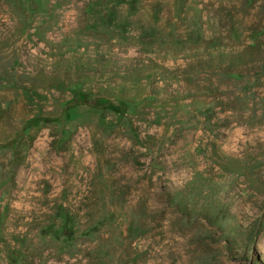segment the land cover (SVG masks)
Returning a JSON list of instances; mask_svg holds the SVG:
<instances>
[{
	"label": "rangeland",
	"instance_id": "374dc122",
	"mask_svg": "<svg viewBox=\"0 0 264 264\" xmlns=\"http://www.w3.org/2000/svg\"><path fill=\"white\" fill-rule=\"evenodd\" d=\"M0 264H264V0H0Z\"/></svg>",
	"mask_w": 264,
	"mask_h": 264
},
{
	"label": "trees",
	"instance_id": "16d2710c",
	"mask_svg": "<svg viewBox=\"0 0 264 264\" xmlns=\"http://www.w3.org/2000/svg\"><path fill=\"white\" fill-rule=\"evenodd\" d=\"M11 146L14 148V150H15L14 153H15L16 150H18V142L12 141ZM17 160H18V158L15 159V155H13V161H11L10 164H9V169H10L9 173H10V175L12 177V180L14 179V177L16 175V172H17Z\"/></svg>",
	"mask_w": 264,
	"mask_h": 264
}]
</instances>
